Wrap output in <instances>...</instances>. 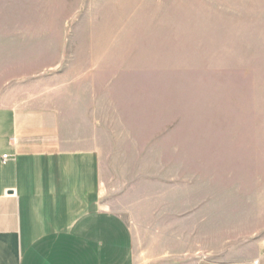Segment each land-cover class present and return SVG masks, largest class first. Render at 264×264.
Listing matches in <instances>:
<instances>
[{
	"label": "rangeland",
	"instance_id": "rangeland-1",
	"mask_svg": "<svg viewBox=\"0 0 264 264\" xmlns=\"http://www.w3.org/2000/svg\"><path fill=\"white\" fill-rule=\"evenodd\" d=\"M0 102L96 151L138 256L264 244V0H0Z\"/></svg>",
	"mask_w": 264,
	"mask_h": 264
},
{
	"label": "crops",
	"instance_id": "crops-1",
	"mask_svg": "<svg viewBox=\"0 0 264 264\" xmlns=\"http://www.w3.org/2000/svg\"><path fill=\"white\" fill-rule=\"evenodd\" d=\"M36 127L0 102V264H264V244L222 258L185 227L167 235L166 263L138 256L130 223L99 200L96 151L58 142L57 120Z\"/></svg>",
	"mask_w": 264,
	"mask_h": 264
},
{
	"label": "built area",
	"instance_id": "built-area-1",
	"mask_svg": "<svg viewBox=\"0 0 264 264\" xmlns=\"http://www.w3.org/2000/svg\"><path fill=\"white\" fill-rule=\"evenodd\" d=\"M3 158H6V155H3Z\"/></svg>",
	"mask_w": 264,
	"mask_h": 264
}]
</instances>
